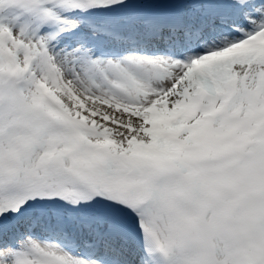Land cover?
Instances as JSON below:
<instances>
[{
    "label": "snow or ice",
    "instance_id": "6c2138e0",
    "mask_svg": "<svg viewBox=\"0 0 264 264\" xmlns=\"http://www.w3.org/2000/svg\"><path fill=\"white\" fill-rule=\"evenodd\" d=\"M0 264H264V0H0Z\"/></svg>",
    "mask_w": 264,
    "mask_h": 264
}]
</instances>
